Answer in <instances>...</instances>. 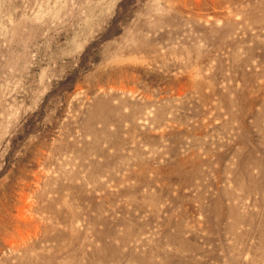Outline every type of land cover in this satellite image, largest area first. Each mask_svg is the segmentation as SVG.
Listing matches in <instances>:
<instances>
[{"label": "rangeland", "instance_id": "rangeland-1", "mask_svg": "<svg viewBox=\"0 0 264 264\" xmlns=\"http://www.w3.org/2000/svg\"><path fill=\"white\" fill-rule=\"evenodd\" d=\"M0 264H264V0H0Z\"/></svg>", "mask_w": 264, "mask_h": 264}]
</instances>
